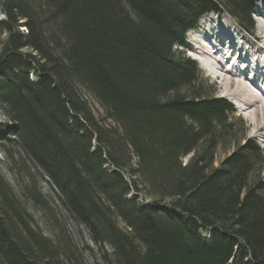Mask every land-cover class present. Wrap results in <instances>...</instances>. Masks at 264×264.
Masks as SVG:
<instances>
[{"label": "trees", "instance_id": "16d2710c", "mask_svg": "<svg viewBox=\"0 0 264 264\" xmlns=\"http://www.w3.org/2000/svg\"><path fill=\"white\" fill-rule=\"evenodd\" d=\"M259 1L0 0V145L110 246L106 264H264V156L234 138V105L184 51L205 15L252 26ZM227 144L237 148L217 167ZM19 194L0 168V264H84L50 197L34 185Z\"/></svg>", "mask_w": 264, "mask_h": 264}, {"label": "rangeland", "instance_id": "374dc122", "mask_svg": "<svg viewBox=\"0 0 264 264\" xmlns=\"http://www.w3.org/2000/svg\"><path fill=\"white\" fill-rule=\"evenodd\" d=\"M260 5H264V0L261 1L260 3H258V6L255 9V12L252 14V20H253V25L251 26L250 24L248 26H244L245 28L249 29V30H258V25L259 23V13L257 14V10L260 7ZM264 13V9H262V13ZM0 16L1 18H4V14L0 12ZM209 16V17H208ZM206 19V20H205ZM218 19H220V22L224 25L227 26L225 28H228L230 24L231 26L233 25V22L236 21L238 22L236 19H234V17L231 14L225 13L223 12L221 14V16H217L214 14L211 15H206L200 22V24H202V26H206V25H210L211 21H217ZM228 19V20H226ZM205 20V21H204ZM225 22V23H224ZM240 23V22H239ZM23 30H25V28H22ZM242 32H244V34L247 35V33L245 32L244 29L239 28ZM200 33H202L203 30L200 29ZM200 33H194V32H189L186 36V43L187 44H191L192 43V49L193 51H186V56H192V57H197L198 51L196 49V44L193 42L194 38L200 36ZM4 36H2L3 38ZM58 37V36H56ZM229 40L231 41L232 39H228V42H226L224 39L222 41V46L224 48L225 44L229 45ZM181 48V46L179 47ZM184 50L185 46H184ZM225 50V49H224ZM227 50V49H226ZM189 55V56H188ZM230 56V54H229ZM231 57V56H230ZM234 58V56H232V59ZM230 59V61L232 60ZM196 61V60H195ZM199 62V64H198ZM198 67L201 71V76L202 78L205 80L204 82L208 84L209 88L208 90H211L213 97L214 96H222L225 97L228 100H231L233 102H235L232 98L228 97L225 95V93L218 88V84L215 82L214 78L212 77L210 70L207 66V68L205 67V64H203L202 62L198 61ZM251 74V73H250ZM249 74V77H251L252 75ZM35 79V75H32ZM259 86H261L260 83H258ZM262 87V86H261ZM262 89V88H261ZM214 90V91H213ZM263 91V89H262ZM82 97L87 100L91 106L92 112L94 113L95 117L98 120H102L103 116H105L104 113V109L101 107L100 104H98L85 90H82ZM235 106L237 107V112L235 117L237 119H239V123L237 124L236 118L233 117L232 121L234 120V122L236 123H232V129H233V134L234 138H238L240 145H244L247 141H253L254 143H257V145L259 146V148L262 151V154L264 156V138L261 135H253V129L250 126V121L248 119V115L249 113H243L241 111L240 108H238L236 102H235ZM5 122H9V116L8 114H6V112H4L2 110V108L0 107V124H3ZM9 132H7L5 134L6 137H9L8 135ZM14 137V136H12ZM9 144V143H8ZM6 144V146H2L0 145V168L1 171L5 177V179L8 181V179L10 180V185L14 188V190L19 194L24 186H36L37 189L40 191V193L42 195H47L50 198H46L49 201L52 202V205L54 204L56 207H58V209L55 207L56 210V214H59L58 217V226L60 225L61 228L63 230H65L67 232V236L70 237V240L72 241L74 247H76V255L78 256V258H81V260L84 262V264H106V262H104V260H108L111 258H114L113 255H111V251H110V246H108V244L105 243V245H99L95 242H93L89 236L88 231L85 229L84 226H77L76 224H74L70 218L68 219L63 210L62 207L59 204L58 201V197L57 195L58 192L55 188H51L50 184L45 181V179L42 178V174H40V172H37L30 163H24L23 159H21V157L18 155L16 148H12V152L13 154H10L7 151V148H11L10 144L8 145ZM237 146L236 144L230 145L227 144L226 147H219L216 153V166L219 167L221 165L222 162H224L225 159H227V157L231 156V154L236 150ZM191 155H188L186 157L183 158V162L184 164H186L189 160H190ZM136 160H134L135 162ZM17 165V166H16ZM14 166L16 168H14ZM135 166V165H134ZM136 167V166H135ZM11 168H14V172L11 171ZM108 168V165L107 167ZM28 174L31 176L30 178H28ZM262 176H264V171L262 173ZM256 177V175L254 176ZM264 178V177H263ZM29 179H33L34 180V184L30 185V181ZM47 180V179H46ZM19 184H23L22 187L18 186ZM14 186H13V185ZM20 195V194H19ZM132 193L130 195H128L127 197H132ZM149 195H146L145 198L143 199L142 203H146V202H150L151 201V196H149V198L147 197ZM26 208L29 212V214H31L34 218L35 221V225H37V227L43 231L47 236L50 237L51 234H54L53 230L56 229H52L51 225L49 224L50 222L46 219V216L43 214L42 212V208L41 207H35V205L33 203H31L30 201H24ZM169 203V201H166L165 204ZM60 218V219H59ZM204 235H208L207 237L209 238V231H203ZM146 249H144L142 252L145 253Z\"/></svg>", "mask_w": 264, "mask_h": 264}, {"label": "bare ground", "instance_id": "6f19581e", "mask_svg": "<svg viewBox=\"0 0 264 264\" xmlns=\"http://www.w3.org/2000/svg\"><path fill=\"white\" fill-rule=\"evenodd\" d=\"M259 8L264 9V5ZM211 14L215 13L207 15ZM259 23L258 30L251 31L234 21L232 26L228 24V28L233 30L230 31L220 19L215 21V24L212 20L193 42L218 88L232 98L243 113H249L253 135H261L264 138V13L260 14ZM238 27L244 29L247 35ZM223 39L226 42L232 39L229 40V45L225 44L226 48L222 46ZM186 46L189 51H193L192 43ZM229 54L231 57L235 55L236 61L230 62ZM238 65L244 67L238 70ZM248 73L253 75L254 80L247 77Z\"/></svg>", "mask_w": 264, "mask_h": 264}]
</instances>
